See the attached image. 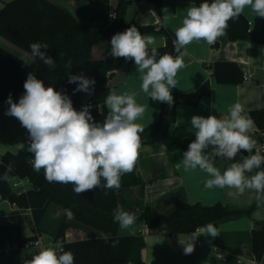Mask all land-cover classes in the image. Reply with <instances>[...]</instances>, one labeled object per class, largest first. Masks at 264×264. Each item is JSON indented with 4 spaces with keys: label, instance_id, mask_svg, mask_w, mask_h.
Wrapping results in <instances>:
<instances>
[{
    "label": "trees",
    "instance_id": "16d2710c",
    "mask_svg": "<svg viewBox=\"0 0 264 264\" xmlns=\"http://www.w3.org/2000/svg\"><path fill=\"white\" fill-rule=\"evenodd\" d=\"M199 6L204 0H186ZM156 14L161 16L162 0H153ZM210 3L211 0H208ZM126 0H118L113 11L114 18L102 30L93 31L88 20L79 22L66 9L49 0H10L3 2L0 8V38L23 53L27 60L13 52L0 47V101L6 102L9 95L13 98L24 91V82L29 73H35L37 79L44 82L45 87L52 86L69 96L73 105L83 101L82 91L74 92L76 84L68 83V76L83 74L95 80L94 91L90 96L94 108L90 111L95 122L102 123L107 116L105 98L108 96L106 85L107 77L122 65L134 62L125 58L112 56L100 59H90V49L94 45L102 44L114 34L123 32L131 26H136L142 35L160 33L165 37V44L156 47L159 55L165 53L174 57L175 34L160 26H141L134 19L125 21V12L128 5ZM78 6H81L77 2ZM224 35L229 41L262 42L264 37V23L257 32H250V24L241 14L238 19L230 20ZM33 42L49 45L47 54L54 58L55 68H48L39 59L30 62V47ZM71 61V69L66 67ZM27 62L28 64L24 63ZM211 69L212 75L219 83L238 84L242 81V66L236 62L215 61L205 64ZM210 92L207 83L202 84L196 91L172 95L173 104L164 112V105L157 104L150 99L152 106L160 109V116L151 126L145 127L141 135V145L160 142L169 150L182 148L188 145L195 137L184 128H175L171 135L167 134L168 127L174 122L173 108L178 103L195 106L200 98ZM258 127L264 129V113L251 112ZM27 139L23 149L16 153H4L0 156V202L15 203L20 208H28L31 212L32 234L20 237L17 224H0V264H19L20 252L36 241L40 236L36 231L47 206L55 203L64 211L70 209L74 213L72 220L89 226L102 235L87 234L81 239L67 241L66 230L70 224L63 221L53 238H61V247L64 251H71L75 264H144L140 257V250L144 246L140 235L117 234L118 222H114L113 211L117 209L115 190L97 188L77 195L72 184L49 182L44 173L36 172L28 150ZM16 176L27 180L33 187L17 194L10 185V178ZM103 183V181H102ZM135 169L121 177V187L126 188L141 184ZM119 188V189H120ZM256 202L247 208L222 206L216 203L203 206L200 203L185 204L177 207L170 214H161L145 206L137 218V222L144 224L152 234L161 236H175L191 234L195 229L213 223L215 227L225 220L238 219L250 216L259 205ZM65 212V211H64ZM217 247H223V240L218 233L214 238ZM16 244L15 249L5 250L6 244ZM251 249L256 262L264 259V227L256 224L251 230Z\"/></svg>",
    "mask_w": 264,
    "mask_h": 264
},
{
    "label": "crops",
    "instance_id": "0c3cea01",
    "mask_svg": "<svg viewBox=\"0 0 264 264\" xmlns=\"http://www.w3.org/2000/svg\"><path fill=\"white\" fill-rule=\"evenodd\" d=\"M7 1L10 0H0V8L2 3ZM49 1L66 9L79 22L87 19L90 29L99 31L109 25L111 21L109 15L114 11L118 0ZM126 1L129 2L125 12L126 22L134 19L141 26L150 25L156 29L162 26L173 34L182 26L187 10L196 6L186 0H162L161 16L159 17L156 14L153 0ZM77 2L81 6H78ZM242 15L249 22L252 33L257 32L260 25L264 23V18L258 17L250 6L244 9ZM150 35L155 39L154 47H161L165 44V37L162 34L153 33ZM111 38L102 44L92 46L89 53L90 59L100 60L110 57ZM0 47L27 60L23 53L1 38ZM181 51L186 52L183 56L184 67L178 71L175 77L177 84L175 88L171 89V94H188L196 91L204 83L209 85L210 92L202 96L195 106L183 103L174 106V122L167 129L168 135H171L175 128L180 127L195 137V130L190 124L193 115L205 117L216 115L219 118L228 115L229 109L237 103L244 108L242 114L251 119H253L251 112L264 113V37H262V42L252 43L232 42L222 35L211 45L203 40L193 41ZM215 61H230L240 64L242 70L251 74L250 80H242L238 84L219 83L212 75L211 69L204 66ZM141 77L142 74L137 72L135 63L131 62L114 70L107 77L106 85L108 95L135 93L136 103L145 107L143 116L135 122L145 128L157 121L160 109L152 106L150 97L142 91ZM24 92L25 90L14 96L12 101L18 103ZM156 103L162 105L161 102L156 101ZM9 106L7 101H0V156L7 152L16 153L19 149L18 144H25L28 139L27 129L22 127L16 118L6 115ZM170 108L171 106L166 103L164 112ZM106 112L108 115L107 107ZM253 121V127L248 135L256 141L257 146L261 128L258 127L254 119ZM184 152L182 148L169 150L160 142L141 145L134 169L142 183L115 190L117 208L132 214L135 221L128 229H121L118 223L117 234L120 236L140 235L142 237L144 246L140 250V257L144 264H264V259L256 262L251 249V230L256 224L264 227V203L259 204L250 216L225 220L218 224L216 228L223 240L222 248L215 245L214 238L204 236L196 231L188 235L161 236L150 233L144 224L137 222V218L145 206L157 213L170 214L177 207L185 204L200 203L203 206H210L220 203L222 206L247 208L257 202L254 194L247 192L239 199H231L226 195L227 189L206 188L205 181L211 177L198 168L185 170L182 162ZM252 154L254 153L252 152ZM248 155L249 153L241 150L235 161ZM29 160L33 164L34 156L32 155ZM232 162L234 161L217 158L214 164L223 172ZM260 170H264V165L261 166V169H253L252 173L248 175H254ZM40 171L44 173L43 169ZM32 187L29 183L27 189ZM49 213L52 214L54 220L50 221ZM63 221L70 224L65 233L67 241L81 239L87 234L102 235L89 226L69 219L55 203H50L47 206L36 232L38 235L40 233L44 235L40 236L44 240L53 238ZM25 222L30 223L31 228L33 227L31 212L28 208L17 210L11 207L8 201L0 202V224H17L20 233L21 226ZM28 236L20 234V237ZM188 238L195 239V248L193 253L186 255L179 239ZM9 245L11 249L16 248L15 243ZM35 247L37 246L32 248L26 246L21 250L19 264H25V261L30 260L34 254L40 251L38 247V249ZM218 254L222 255V259L217 257Z\"/></svg>",
    "mask_w": 264,
    "mask_h": 264
},
{
    "label": "clouds",
    "instance_id": "9594fccd",
    "mask_svg": "<svg viewBox=\"0 0 264 264\" xmlns=\"http://www.w3.org/2000/svg\"><path fill=\"white\" fill-rule=\"evenodd\" d=\"M264 18V0H204L199 6L190 7L175 32L174 50L177 55H159L151 35H142L136 26L114 34L111 38L109 55L134 61L138 73L142 74V91L152 101L174 102L171 89L176 87L178 71L184 67L182 52L193 41L203 40L211 45L222 35L230 20H236L246 7ZM152 46V47H150ZM30 47V62L39 59L48 68H55L56 62L47 54L49 45L33 42ZM28 64L27 62H24ZM66 67L71 69V61ZM69 84H76L74 92L91 94L95 80L83 74L68 76ZM25 92L18 103L12 101L6 115L16 118L28 131V150L33 154V168L44 170L49 182L72 184L73 191L81 195L86 191L103 188L119 189L121 177L133 171L141 149V133L144 128L135 121L142 117L145 107L138 105L133 94H109L105 98L108 115L102 123L94 121L91 105L77 111L68 95L45 87L35 73H29L23 85ZM241 104L233 105L228 115H193L191 127L195 139L183 153L185 170L199 169L211 178L205 181L206 188L227 189L226 195L239 199L245 193L254 194L256 201L264 203V155L252 154L256 141L248 133L254 121L243 115ZM23 149L24 144H18ZM241 150L249 153L235 161ZM234 161L221 172L215 160ZM103 181V183H102ZM69 219L74 218L70 209L64 210ZM114 222L121 229L130 228L135 217L119 208L113 211ZM196 232L216 238L217 228L213 223L195 229ZM195 239H179L184 254L194 251ZM25 264H75L71 251H64L60 245L43 247Z\"/></svg>",
    "mask_w": 264,
    "mask_h": 264
},
{
    "label": "built area",
    "instance_id": "2783aa9c",
    "mask_svg": "<svg viewBox=\"0 0 264 264\" xmlns=\"http://www.w3.org/2000/svg\"><path fill=\"white\" fill-rule=\"evenodd\" d=\"M110 20L114 18V14L113 12L109 15ZM251 78V74L245 70H242V80L244 81H248ZM85 105H91V109L94 108V105L91 102V98L90 96H87L85 101L78 103L76 105H73V107L77 110L80 111L82 110V108ZM90 109V110H91ZM256 152H259L261 155H264V129H260L259 130V139H258V143L257 146L255 147V149L253 150V153L255 154ZM29 184V182L25 179L22 178H18L16 176H12L10 178V185L12 187V189L17 193H21L27 190V185ZM11 207H14L17 210H21L22 208L18 207L15 203H10ZM66 239V238H65ZM60 245L62 244V240L61 238L55 239V238H48L47 240L42 239L40 236L37 237L36 241H34L31 245L33 246H37L40 250L43 247H48L49 245ZM26 246H30L26 245ZM5 250H10L11 246L9 244L5 245ZM218 258L222 259V255L218 254L217 256Z\"/></svg>",
    "mask_w": 264,
    "mask_h": 264
},
{
    "label": "rangeland",
    "instance_id": "374dc122",
    "mask_svg": "<svg viewBox=\"0 0 264 264\" xmlns=\"http://www.w3.org/2000/svg\"><path fill=\"white\" fill-rule=\"evenodd\" d=\"M85 94H86L85 92H82L83 101H85V99H86ZM27 186H28V185H27ZM52 206H54V205H52ZM50 208H55V207H50ZM54 210H55V209H54ZM49 216H51L50 221H52L51 219L54 220L52 214L49 213ZM2 221H3V220H2ZM2 221H1V222H2ZM31 233H32V228H31L30 223H27V222L23 223L22 226H21L20 234H21L22 236H28V235H31ZM40 236H44V235H42V234L40 233ZM32 247H34V246H27V248H32ZM35 248H37V247H35ZM37 249H38V248H37Z\"/></svg>",
    "mask_w": 264,
    "mask_h": 264
}]
</instances>
